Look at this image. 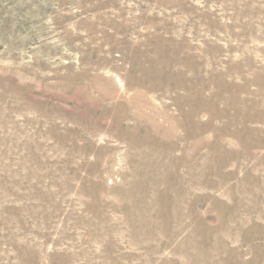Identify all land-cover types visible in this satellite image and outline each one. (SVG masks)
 <instances>
[{
    "label": "rangeland",
    "instance_id": "1",
    "mask_svg": "<svg viewBox=\"0 0 264 264\" xmlns=\"http://www.w3.org/2000/svg\"><path fill=\"white\" fill-rule=\"evenodd\" d=\"M0 264H264V0H0Z\"/></svg>",
    "mask_w": 264,
    "mask_h": 264
}]
</instances>
